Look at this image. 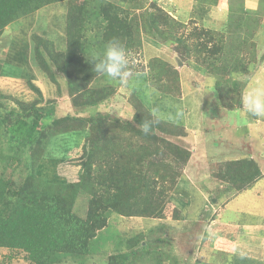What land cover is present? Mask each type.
Here are the masks:
<instances>
[{"label": "trees", "instance_id": "16d2710c", "mask_svg": "<svg viewBox=\"0 0 264 264\" xmlns=\"http://www.w3.org/2000/svg\"><path fill=\"white\" fill-rule=\"evenodd\" d=\"M64 1L68 20L63 45L58 48L56 38H49L43 28L38 32L34 26L29 28L27 54L34 57L37 72L15 81L3 75L0 61V248L23 252L27 264H172L168 255L176 235L198 226L195 216L181 229L173 223L185 219L181 212L187 197L182 195L183 202L173 198L191 192L179 188L178 181L194 155L173 138L188 136L189 131L179 116L153 114L136 90L128 101L134 119L113 113L109 101L115 87L97 81L101 76L94 72L92 58L102 56L113 38L129 53L157 32L173 41L180 60L186 59L182 54H194L204 71L219 76L217 105L234 110L241 107L245 86L239 78L250 76L260 62L258 56L245 57L237 49L245 44L243 35L259 34L263 8L251 9L246 0H236L239 5L231 0L229 23L222 26L226 32L203 26L183 36L184 22L156 1L153 10L140 13L134 11L143 9L140 0H0V39L12 23L30 17L35 25L47 6ZM222 1L197 0L203 6L201 15L196 14L198 20L207 12L205 3ZM259 3L263 6V0ZM4 46L0 43V49ZM149 64V76L145 73L149 83L163 95L179 98L186 83L176 67L178 61L175 66L155 57ZM21 84L36 94L27 97L19 91ZM61 96L68 97L73 111L60 107ZM145 119L153 121L154 127L147 136L139 127ZM73 133L83 134L84 140L78 145L82 148L79 177L70 181L57 168L69 156L66 146ZM216 169L212 180L234 193L255 186L263 173L254 157L217 162ZM80 196L87 197V203ZM81 207H86L85 213L78 215ZM112 214L170 221L152 228L145 237L143 231L128 229L122 218L123 228H118L119 222L112 228ZM196 240L200 246L187 249L186 256H175V264H218L208 259L202 239ZM150 241L157 244L153 250L148 249Z\"/></svg>", "mask_w": 264, "mask_h": 264}, {"label": "rangeland", "instance_id": "374dc122", "mask_svg": "<svg viewBox=\"0 0 264 264\" xmlns=\"http://www.w3.org/2000/svg\"><path fill=\"white\" fill-rule=\"evenodd\" d=\"M108 1H112L113 3L115 2L113 0ZM140 1H142L143 9H134V11L140 13H145L148 9L153 10L152 3L154 1H156L163 9L172 11V13H174L176 8L180 9V13L174 15L178 20L183 21L185 24L180 32L183 36H187V34L193 31L195 28L196 30L200 31L201 27L203 26L226 32L222 26H225L227 24L226 22L229 23L228 14L229 7L231 6V0H223L219 5L205 3L204 6L207 8V12L202 17L203 20H198V15H196L198 13L200 14V10L203 7L202 5L199 6L197 0H177L179 3H176V0ZM233 1L238 3L236 0ZM118 2L119 1H117V3ZM180 4L182 5V8H180ZM237 5H239V3ZM254 6L255 8L253 9H260V6L263 8L260 3H256L250 7ZM127 7L129 9L135 8L132 5H128ZM45 12L47 15L46 17L44 15ZM67 12V3L65 1L58 2L47 6V8L40 12L41 16L38 18L39 22L35 25H31L30 17L25 19L24 22H22L23 20H18L9 25L5 30V35H2V38L0 39V43L7 46L6 51L4 49L6 46L0 49V61L3 63V75H11L13 76V80L16 81L23 76H27V74L30 75L34 74V72H37V69L34 67V57L29 58L31 55H28L26 51V42L27 39H29L28 32L32 30L29 28L34 26L33 30L37 32L39 28H43L49 38H56V44L59 48L60 44L63 45L64 41L62 40L66 39V20H68L66 19ZM260 15L263 16L262 13H260ZM41 17H43L42 22L40 20ZM38 19L35 17L36 22ZM261 25L263 26L259 27V34L257 31V36L254 37L253 33L252 35H248V37H244L243 35L242 40L245 42V44L244 46L241 44L237 49V51L240 49L242 52L239 55L246 54L245 57L250 58L258 56V60L260 61L257 68H255L253 72L251 71L250 76L243 77L245 76L243 75L239 78L240 81L245 82L242 97L246 90L257 82L258 77L264 78V17L263 24ZM93 30L100 31L101 29L93 28ZM241 32H246L245 27L241 28ZM39 33L41 34L42 31L40 30ZM152 35L153 36L151 38L145 37L141 48L128 53L131 75L128 77L127 83L122 84L118 80L111 81L105 77H98L99 79H97V81H99V83L106 84L107 81H109L106 85H112L115 87V92L111 95L109 101L111 108H113V113L125 117L122 115V113L132 112V107L129 106L128 101L130 98H132L131 92L136 90L141 100L152 111L155 110L157 116L161 118L179 116L184 120L185 127L189 131V134L188 136L174 137L173 140L175 142L184 146H189L193 150V148L197 147V143L199 141H204L206 144H208V142H212V145L210 144L211 147L214 145V143H219L220 140H224V143L228 145L230 144V147L228 146L227 148H224L220 143L213 146L214 150L219 153L218 156L220 154H233L235 148L236 155H251L258 160H262V168L264 169L263 117H256L250 113H247L242 103L240 105L243 107H237L234 110L219 109L217 105L218 97L215 92V82H217L219 76H213L212 73L209 74L207 73L208 71H204V67L201 65V59L197 60L196 55L194 54L188 55L187 57L182 54V56L186 58L183 62L180 60L181 55L178 52H174V43L172 40L165 39L157 32L153 33ZM89 36L94 37V33L91 32V35L89 34ZM152 39H154L156 43H153ZM225 39L228 42V39ZM237 42L238 41H236V43ZM226 54L227 53L225 52V55ZM155 57H159L163 60L165 59L170 63H173L175 66L176 62L178 61V65L176 67L179 69L178 71L180 72L182 82L186 83V89L179 98L173 97L171 95H163L162 93L158 92L152 84L149 83L148 76L149 72L151 71L149 62ZM41 85L42 89L47 93V91H49L48 88L45 87L43 82ZM19 91L25 93V95H27L29 98L36 94V92L27 84H21ZM59 104L60 107L64 109V111H73L68 97L61 96ZM258 119H260L259 122ZM250 122L256 124H250ZM207 130H209V134L212 131L210 136H208L206 133ZM216 136L218 139H215ZM205 137H208L206 141L204 140ZM83 140V134H71L69 137V144L66 146L70 147L69 156L64 162L60 163L57 168L58 173L70 181L77 180L79 177V163L82 154V148L78 147V145H82ZM223 148L228 153L224 152ZM213 162L216 161L213 160ZM204 167L205 165L202 166V168ZM199 168L201 170V166H199ZM191 169L193 168L190 167V170ZM10 170L11 169H9V171ZM8 174L10 173L8 172ZM207 182V178L199 179L197 182L198 187L203 192L206 188ZM260 183L264 185V178ZM182 195L192 200L189 205L186 203V207H183L181 212L182 217L185 216L187 210L188 213L191 214L190 217H194L195 214L198 213L199 209L202 208L205 199H208L209 197L208 194H206L204 198V196L197 193L195 197L192 198L190 194L183 193L179 198L176 194L173 198V201L180 200L183 202L184 198ZM80 197L83 202L87 203V197ZM85 203H83V205ZM85 210L86 207L78 208V215H83ZM121 218L126 217H118L116 214H112V216H110V224L112 228H115V222L118 223ZM205 218L206 217L204 215L199 216L198 226H195V228L192 230L197 229V231L202 233L204 229ZM122 221H126V227L132 231L137 233L143 231L145 237H148L151 234L149 231L152 228H157L162 224L159 222V218L157 217L155 222L143 217H131ZM123 225L124 223L119 222L118 228L122 229ZM141 228L144 229L140 230ZM215 228L216 226L214 228L209 226L208 230L211 231ZM188 234V232H181V234L176 235L175 244L172 246L168 255L172 264H175V256L181 258L182 256H186L187 249H192L193 245H197V247L200 246L196 238H191L188 236ZM156 247V243L154 244L151 241L149 242L148 249L153 250ZM189 254L193 255L194 253L189 252ZM256 255L257 254H250L249 256L255 257ZM0 264H27V260L24 257V253L21 251H11L8 248H0Z\"/></svg>", "mask_w": 264, "mask_h": 264}, {"label": "crops", "instance_id": "0c3cea01", "mask_svg": "<svg viewBox=\"0 0 264 264\" xmlns=\"http://www.w3.org/2000/svg\"><path fill=\"white\" fill-rule=\"evenodd\" d=\"M259 1L260 0H246V4L248 5L249 3L248 7L253 9L255 6H250L259 3ZM174 12L175 14H179L180 9L176 8ZM262 15L263 23L264 4ZM27 52H29V50ZM259 121L260 119H258V122ZM250 124L256 123L250 122ZM206 133L210 136L212 131L209 134V130H207ZM207 138L208 137H205L204 140L206 141ZM215 139H218V137L216 136ZM199 142L197 143V147L193 148V150L188 146L194 152V155L188 162L186 169L184 168L185 178L179 179L178 187L186 188L185 190L191 191L190 195L192 198H194L197 193L204 196V198L206 194H208L209 197L208 199H205L202 208L199 209L194 218L198 222L199 216L204 215L206 217L204 219L203 232L201 233L195 229L189 230L188 233L191 234L193 238H211L214 241L213 245L208 241L203 242V250L208 254V259L215 263L264 264V185L260 183L264 178L262 160H258L251 155H236L235 148L233 154H220L218 156L219 153L214 150L213 146L220 143L224 148H227L228 146L230 147V144L228 145L224 143V140H220L219 143L213 142L214 145L211 147L210 144L212 142H208V144L204 141ZM224 148L223 150L226 152ZM199 150H201V154H198ZM244 157H254L263 172L261 176L262 178L257 180L255 186L234 193L230 188L219 184L220 182H214L212 180L214 179L215 171H217V162ZM213 160L216 162H213ZM203 165H205L204 168H202ZM199 166H201V170ZM190 167L193 169L190 170ZM204 178H207L208 182L203 192L198 187L197 182L199 179ZM217 187L219 190L218 192H215ZM211 188L214 193L210 190ZM187 200L189 205L192 200L189 198H187ZM190 215L191 214H189L187 210L184 216L185 219H180L181 221L173 220V223L177 224L181 229L187 223L188 219H193V217H189ZM155 221L156 218L152 219V222ZM167 221L170 220L159 218V222L161 223L166 224ZM209 226H212L213 228L216 226V228L209 231ZM250 254L257 255L255 257H250Z\"/></svg>", "mask_w": 264, "mask_h": 264}, {"label": "clouds", "instance_id": "9594fccd", "mask_svg": "<svg viewBox=\"0 0 264 264\" xmlns=\"http://www.w3.org/2000/svg\"><path fill=\"white\" fill-rule=\"evenodd\" d=\"M92 63L94 64V72L97 75L111 80H118L122 84L127 83L128 77L131 75L127 49L118 38L110 40L105 47L103 55L93 57ZM242 104L247 113L256 117H264V78L258 77L257 82L246 90L242 97ZM153 114H156L155 110ZM122 115L131 121L134 119L135 113L132 111L122 113ZM139 127L141 132L147 136L153 132V121L145 119L140 123ZM182 178H185L184 170ZM129 218H122V220ZM203 239V242L208 241L210 244H214L211 238Z\"/></svg>", "mask_w": 264, "mask_h": 264}]
</instances>
